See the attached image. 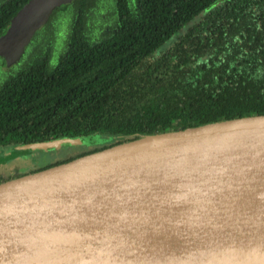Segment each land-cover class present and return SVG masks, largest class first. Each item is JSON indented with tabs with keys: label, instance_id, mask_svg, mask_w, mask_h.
<instances>
[{
	"label": "water",
	"instance_id": "95a60500",
	"mask_svg": "<svg viewBox=\"0 0 264 264\" xmlns=\"http://www.w3.org/2000/svg\"><path fill=\"white\" fill-rule=\"evenodd\" d=\"M74 1L29 0L0 38L3 69ZM105 143L21 144L0 167ZM0 264H264V114L146 134L1 183Z\"/></svg>",
	"mask_w": 264,
	"mask_h": 264
},
{
	"label": "trees",
	"instance_id": "16d2710c",
	"mask_svg": "<svg viewBox=\"0 0 264 264\" xmlns=\"http://www.w3.org/2000/svg\"><path fill=\"white\" fill-rule=\"evenodd\" d=\"M28 1L0 5V38ZM216 1L57 8L17 69L0 58V152L63 136L102 134L106 144L0 184L146 134L264 114V0Z\"/></svg>",
	"mask_w": 264,
	"mask_h": 264
},
{
	"label": "rangeland",
	"instance_id": "374dc122",
	"mask_svg": "<svg viewBox=\"0 0 264 264\" xmlns=\"http://www.w3.org/2000/svg\"><path fill=\"white\" fill-rule=\"evenodd\" d=\"M6 1L7 0H0V5ZM111 1L112 0H108L107 3H110V5H111V3H112ZM107 10L111 11L109 6L107 4H105L101 13H104L106 15V12H104V11H107ZM62 26H64L63 27V34L65 35L66 31H67V26L65 23H62ZM29 50H30V46H29L28 50L26 51V53H28ZM14 68L17 69L18 65H16ZM13 149L14 148L9 149V150L5 151L3 154H6V153L12 151ZM89 149H90V147H85V146H70V147H63L60 149H51V150H47V151L38 150L32 154L20 156L19 159L9 161L5 165L1 166L0 167V176L1 175L7 176L11 172L16 173L17 169L20 173L30 172L31 170L34 171L36 169L42 168V167L49 165L51 163H55L59 160L73 156V155H75L81 151H88ZM3 154H1V152H0V155H3Z\"/></svg>",
	"mask_w": 264,
	"mask_h": 264
}]
</instances>
